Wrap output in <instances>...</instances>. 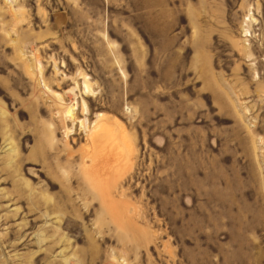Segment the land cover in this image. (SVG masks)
I'll use <instances>...</instances> for the list:
<instances>
[{"label": "rangeland", "instance_id": "1", "mask_svg": "<svg viewBox=\"0 0 264 264\" xmlns=\"http://www.w3.org/2000/svg\"><path fill=\"white\" fill-rule=\"evenodd\" d=\"M0 264H264V0H0Z\"/></svg>", "mask_w": 264, "mask_h": 264}, {"label": "bare ground", "instance_id": "2", "mask_svg": "<svg viewBox=\"0 0 264 264\" xmlns=\"http://www.w3.org/2000/svg\"><path fill=\"white\" fill-rule=\"evenodd\" d=\"M83 78L85 86L84 89L88 90L90 84L87 81L86 76H83ZM82 104V114L86 115L84 119H80L76 116V112H74L76 108H73L72 106L65 109L64 115L69 118V121L72 123V125L78 124L80 128L84 130L88 140L87 143L89 144L88 148L85 150V152L88 153V157L84 160L83 167L91 178L95 177L100 180V172H91V169L95 166L101 165V159L104 155H106L107 150L110 149L111 152L117 150V155L121 156L122 152H130V147L126 137L125 129L119 124L117 120H114L115 122L111 121L106 117V115L101 113L96 116L97 119L95 120L94 124L90 126L88 124L89 122L87 118L89 113L88 106L84 101H82Z\"/></svg>", "mask_w": 264, "mask_h": 264}]
</instances>
